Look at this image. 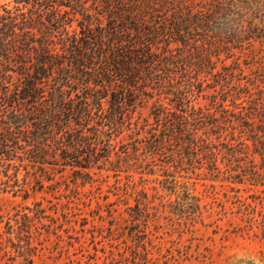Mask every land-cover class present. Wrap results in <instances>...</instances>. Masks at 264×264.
<instances>
[{
    "label": "trees",
    "instance_id": "1",
    "mask_svg": "<svg viewBox=\"0 0 264 264\" xmlns=\"http://www.w3.org/2000/svg\"><path fill=\"white\" fill-rule=\"evenodd\" d=\"M260 2H1L0 160L18 159L33 170L68 167L84 180L92 179L91 167L114 175L129 157L141 165L142 150L174 146L179 157L200 155L211 173L222 161L230 182L264 185V129L254 130L251 112L235 102L243 87L223 84L238 62L216 66L221 52L228 58L230 48L264 37ZM202 76L220 87L209 107L190 99L205 90ZM140 107L146 114L135 116ZM123 132L128 139L114 141ZM235 197L231 208L241 229L261 240L264 264V198Z\"/></svg>",
    "mask_w": 264,
    "mask_h": 264
},
{
    "label": "rangeland",
    "instance_id": "2",
    "mask_svg": "<svg viewBox=\"0 0 264 264\" xmlns=\"http://www.w3.org/2000/svg\"><path fill=\"white\" fill-rule=\"evenodd\" d=\"M261 1L259 9L264 10ZM261 15L255 11L253 16L258 25ZM229 53L228 58L225 52L214 57L217 68L238 62L223 84L243 87L235 102L244 106L243 112H251V127L263 130L264 37L232 47ZM208 78L202 76L207 89L190 96L192 104L209 107L214 87L216 99L220 97L219 85ZM142 113L146 108L140 107L135 116ZM127 139L123 132L114 141ZM245 142L251 150V140ZM145 152L139 166L129 157L114 175L91 167L92 179L84 180L68 167L33 170L18 159L7 164L0 160V171L10 176L0 172V264L260 263L261 240L241 229L242 221L231 207L237 194L247 200L264 198L263 184L248 178L230 182L222 161L217 162L221 169L211 173L200 155L179 157L174 146ZM254 161L261 166L256 153Z\"/></svg>",
    "mask_w": 264,
    "mask_h": 264
}]
</instances>
